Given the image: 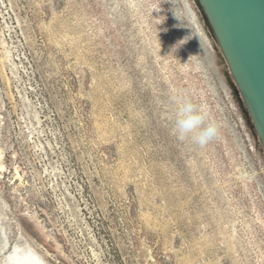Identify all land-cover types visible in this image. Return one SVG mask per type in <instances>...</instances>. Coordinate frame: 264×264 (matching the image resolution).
I'll return each instance as SVG.
<instances>
[{"label": "rangeland", "instance_id": "1", "mask_svg": "<svg viewBox=\"0 0 264 264\" xmlns=\"http://www.w3.org/2000/svg\"><path fill=\"white\" fill-rule=\"evenodd\" d=\"M177 100L218 137L181 142ZM15 249L264 264V144L195 0H0V264Z\"/></svg>", "mask_w": 264, "mask_h": 264}, {"label": "water", "instance_id": "2", "mask_svg": "<svg viewBox=\"0 0 264 264\" xmlns=\"http://www.w3.org/2000/svg\"><path fill=\"white\" fill-rule=\"evenodd\" d=\"M264 144V0H195Z\"/></svg>", "mask_w": 264, "mask_h": 264}, {"label": "clouds", "instance_id": "3", "mask_svg": "<svg viewBox=\"0 0 264 264\" xmlns=\"http://www.w3.org/2000/svg\"><path fill=\"white\" fill-rule=\"evenodd\" d=\"M177 102L180 106L176 113L174 134L181 142L190 140L203 148L218 137V126L214 122H209L207 111L191 100Z\"/></svg>", "mask_w": 264, "mask_h": 264}, {"label": "bare ground", "instance_id": "4", "mask_svg": "<svg viewBox=\"0 0 264 264\" xmlns=\"http://www.w3.org/2000/svg\"><path fill=\"white\" fill-rule=\"evenodd\" d=\"M10 264H44V262L34 253L27 252L19 254L18 249L9 257Z\"/></svg>", "mask_w": 264, "mask_h": 264}]
</instances>
